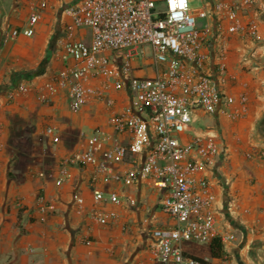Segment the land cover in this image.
Wrapping results in <instances>:
<instances>
[{
  "label": "crops",
  "instance_id": "crops-1",
  "mask_svg": "<svg viewBox=\"0 0 264 264\" xmlns=\"http://www.w3.org/2000/svg\"><path fill=\"white\" fill-rule=\"evenodd\" d=\"M82 1L40 0L35 35L22 32L12 40L11 31L26 28L32 0H0V264H139L148 257L152 231L172 224L160 207L164 192L147 179L121 187L119 221L104 227L89 213L95 187L90 167H70L72 178L61 186L53 178L36 175L40 171L57 175L63 159L84 149L92 136L128 141L109 124L111 110L104 101H90L76 112L66 92L49 104L39 102L36 92L8 98L19 84L39 86L74 63L64 59L63 42L72 25L65 10ZM206 1L205 25L213 29L207 72L222 92L248 96L241 117L210 115L205 130L198 132L215 134L221 143L217 164L206 174L216 197L219 226L236 235L225 247L223 263L264 264V0H256L248 16L259 12L260 41L245 34H218L217 24L228 21H221L214 11L213 4L219 0ZM74 39L90 42L91 31L78 28ZM223 47L227 71L221 75ZM137 66L138 75L153 74L147 62ZM111 96L115 110L131 100L127 90L113 91ZM49 126L57 127L59 142L44 134ZM39 196L56 204L45 222L40 220ZM80 196L86 200L84 209L77 204ZM127 198H135L138 204L130 205ZM196 247L186 248L195 257L217 262L211 258L210 246L203 254Z\"/></svg>",
  "mask_w": 264,
  "mask_h": 264
},
{
  "label": "built area",
  "instance_id": "built-area-1",
  "mask_svg": "<svg viewBox=\"0 0 264 264\" xmlns=\"http://www.w3.org/2000/svg\"><path fill=\"white\" fill-rule=\"evenodd\" d=\"M39 1L32 0L26 28L14 29L9 39H16L22 32L29 37L35 35L41 19ZM255 1L214 3L220 20L228 21L227 25L219 22L216 32L245 34L260 41L259 12L248 18ZM65 12L72 25L63 42L64 59L74 63L39 86L19 84L9 91L8 98L36 92L39 102L49 104L66 92L76 112L90 101H104L111 110L109 124L128 141L111 142L106 135L92 136L84 149L63 159L57 175L44 171L36 175L53 178L61 186L72 178L70 167H90L95 187L89 213L104 227L119 221L121 187L149 180L164 192L160 207L172 224L152 231L148 257L139 264H205L187 251V245L210 246L219 239L227 247L236 235L219 226L216 197L206 174L217 164L221 143L215 134L193 133V123L198 110L239 118L248 102L245 93L237 96L222 92L207 72L213 29L209 24L199 26V19L208 18L209 12H193L190 0H83ZM78 28L91 31L90 42L74 39ZM226 53L223 47L221 75L227 71ZM139 62H147L153 74L138 75ZM120 90H127L131 100L123 109L115 110L111 93ZM44 134L56 143L60 141L55 126L47 127ZM121 165L128 167L118 171ZM127 201L132 206L138 204L135 198ZM77 204L80 209L86 208L85 198L78 197ZM38 210L40 220L45 222L55 212L56 204L39 196ZM204 260L224 264L223 259L213 263Z\"/></svg>",
  "mask_w": 264,
  "mask_h": 264
},
{
  "label": "rangeland",
  "instance_id": "rangeland-1",
  "mask_svg": "<svg viewBox=\"0 0 264 264\" xmlns=\"http://www.w3.org/2000/svg\"><path fill=\"white\" fill-rule=\"evenodd\" d=\"M191 2V8L192 11L197 13L200 9L204 8L205 3L207 2L206 0H190ZM158 6L163 9V5L162 4H158ZM206 20L204 19H199V26L200 25H205ZM86 29V28H84ZM147 55L148 57L152 56V52L150 47H147ZM148 63H150L149 60H147ZM152 69V68H151ZM147 71H144L143 75L146 76ZM197 114L200 116V118L193 123V133H197V132H202L203 130H205L206 126H207V120L209 118V114L203 112L202 110H198ZM18 150H22V149H18ZM196 248L199 250V252H201V254L204 253L205 250H207L206 246L203 244H196Z\"/></svg>",
  "mask_w": 264,
  "mask_h": 264
},
{
  "label": "trees",
  "instance_id": "trees-1",
  "mask_svg": "<svg viewBox=\"0 0 264 264\" xmlns=\"http://www.w3.org/2000/svg\"><path fill=\"white\" fill-rule=\"evenodd\" d=\"M210 252H211V258L214 260H220L225 257V247L222 244V242L218 239L215 240L211 245H210ZM197 260L200 262H203L205 264H208L204 259L195 257Z\"/></svg>",
  "mask_w": 264,
  "mask_h": 264
}]
</instances>
